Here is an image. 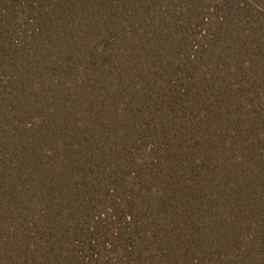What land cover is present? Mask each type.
Returning <instances> with one entry per match:
<instances>
[{
	"label": "trees",
	"instance_id": "16d2710c",
	"mask_svg": "<svg viewBox=\"0 0 264 264\" xmlns=\"http://www.w3.org/2000/svg\"><path fill=\"white\" fill-rule=\"evenodd\" d=\"M0 264H264V0H0Z\"/></svg>",
	"mask_w": 264,
	"mask_h": 264
}]
</instances>
